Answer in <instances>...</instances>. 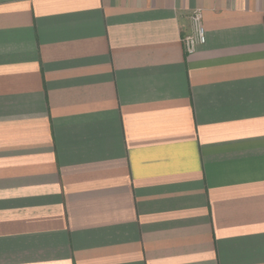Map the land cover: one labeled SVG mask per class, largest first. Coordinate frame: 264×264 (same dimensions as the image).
<instances>
[{"label": "crops", "instance_id": "1", "mask_svg": "<svg viewBox=\"0 0 264 264\" xmlns=\"http://www.w3.org/2000/svg\"><path fill=\"white\" fill-rule=\"evenodd\" d=\"M0 264H264V0H0Z\"/></svg>", "mask_w": 264, "mask_h": 264}, {"label": "built area", "instance_id": "2", "mask_svg": "<svg viewBox=\"0 0 264 264\" xmlns=\"http://www.w3.org/2000/svg\"><path fill=\"white\" fill-rule=\"evenodd\" d=\"M191 28L182 37V46L187 53H192L196 47L206 41V31L202 23V12L199 9L189 14Z\"/></svg>", "mask_w": 264, "mask_h": 264}]
</instances>
